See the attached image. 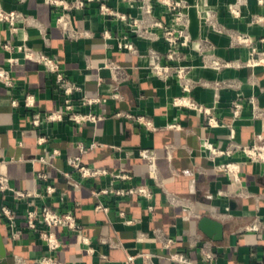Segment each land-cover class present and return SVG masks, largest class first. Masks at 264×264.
<instances>
[{
  "label": "crops",
  "instance_id": "crops-1",
  "mask_svg": "<svg viewBox=\"0 0 264 264\" xmlns=\"http://www.w3.org/2000/svg\"><path fill=\"white\" fill-rule=\"evenodd\" d=\"M66 9L56 8L46 0H3L7 8L20 9L35 19L34 26H27L22 33L14 34L5 23L0 22V65L10 67L17 81L16 89L9 90L0 83V173L6 174L11 184L22 190H35L39 185L37 174L48 173L66 198V208L72 210L83 222V233L91 239L95 252L86 250L77 235L60 230L63 235L62 247L57 257L65 264H125L129 254L149 252L154 264H204L201 261V241H211L217 251L216 264H264V163L250 161L240 153L234 156L241 162V176L246 186L242 194L233 193L234 186L225 173L215 168L209 160L201 141L204 137L215 143L227 144L229 129L208 128L203 118L193 111L181 110L174 106L171 97L181 92L177 80L170 82L169 89L164 82L151 77L148 70L149 48H155L163 56L167 51L163 39V28L152 26V18L144 9L145 3L153 6V17L165 24H171L173 16L159 0H109V4L127 13L138 21L140 28H148L153 38L138 36L132 32L129 22L117 20L100 12L99 2L67 0ZM188 5L187 29L193 41L209 40L214 45V53L221 59L244 62L248 58V48L235 43L227 32H219L217 27L247 32L255 38L264 37V0H248L242 6V16L231 13L229 5L237 0H184ZM65 11L79 30L90 34L75 40L64 37L56 24L58 15ZM41 27L46 29L49 45L44 41ZM107 29L110 38L103 33ZM26 32L28 43L36 49H44L55 56L67 74L81 87L76 94L79 98L110 95L118 92L120 99L108 98L107 102L95 106V110L111 113L116 109H127L151 116L159 129L146 132L132 121L107 117L98 123L74 125L56 122L45 129L49 141L37 142L38 130L29 122V116L16 111L10 104L12 95L21 96L24 91H32L37 97L40 111L59 110L62 107L49 77L35 61L20 59L10 65L8 57H19L20 53H10L2 47L3 42L16 44L19 36ZM136 43L138 52L129 53L118 47V40L124 35ZM184 64L193 65L191 75L196 80L216 79L237 80L244 96L257 95L264 107V67L233 66L217 72L203 67V57L196 49L183 50ZM112 58L127 68V79L115 81L108 69L104 68L105 58ZM234 88L218 90V116L226 124L234 123L238 140L260 141L264 146V121L253 120L247 106L238 120L232 117L231 101L236 97ZM217 90L213 86H197L194 96L200 102L211 104ZM87 110L88 107H83ZM178 121L181 129H171L166 125ZM97 139L100 147L83 154L89 164L105 166L110 170L125 169L135 182H147L154 191L149 209V201L137 195L121 198L116 203L108 196L98 197L99 190L110 181L109 178L94 182L67 178L61 170H69L67 155L79 154L77 143ZM174 144L172 159L167 158L165 145ZM139 148L153 149L158 154V185L151 177L148 163L138 154ZM58 149L60 154L50 155L48 162L35 160L46 150ZM128 182V181H127ZM127 182L117 181L118 186ZM99 200L109 205L107 211L97 210ZM2 198L0 196V205ZM17 224L21 237L13 240L0 212V230L3 233L11 264L16 257H22L26 264H37V259L45 251L39 238L25 227V203L17 204ZM120 211L134 219L126 223ZM208 216L223 225V238L214 240L199 226L202 217ZM258 217L261 229L251 231L248 225ZM158 231L176 238L171 248L163 247L157 238ZM111 238L120 244L111 247L98 241L99 237ZM195 249L192 247L195 245ZM177 249L183 250L190 263H181L169 258ZM136 264H142L140 260Z\"/></svg>",
  "mask_w": 264,
  "mask_h": 264
},
{
  "label": "built area",
  "instance_id": "built-area-1",
  "mask_svg": "<svg viewBox=\"0 0 264 264\" xmlns=\"http://www.w3.org/2000/svg\"><path fill=\"white\" fill-rule=\"evenodd\" d=\"M23 2L24 0H19ZM99 2L100 12L117 20H124L132 25L130 30L138 36L153 38V32L148 28H140L138 21L132 19L127 13L119 8L109 4V0H89ZM167 7L173 16L171 24H165L161 20L154 18L153 6L150 3H145L143 9L145 13L152 18L151 25L163 28V39L167 44V51L163 56L155 48H149L147 56L149 59L148 70L151 77H156L162 80L169 89L172 79H176L181 92L171 97V102L174 106L181 110L193 111L203 118L204 126L208 128L224 127L229 129V140L227 144L215 143L210 138L204 137L201 141V146L204 149L209 160L215 163V168L227 175L229 181L233 184V193L242 194L246 186L244 185L241 176V162L234 159L238 153L244 158L258 163H264V146L258 140L252 142H244L238 140L237 128L234 123L226 124L218 116V90L221 88H234L237 90L236 97L231 101L230 108L232 117L236 121L242 117L245 108L248 106L251 111L253 120L264 121V107L260 104L257 95L251 94L244 96L241 91V84L237 80L216 79L212 82L206 80H196L192 77L191 71L193 65L184 64L183 50L186 48L196 49L202 54L203 67L211 68L217 72L225 68L233 66H263L264 67V37L255 38L247 32H240L228 29L224 25L218 26L219 32L229 33L235 43L248 48V58L244 62L228 61L216 56L214 45L205 40L193 41L188 29V5L184 0H159ZM48 4L56 8L66 9L68 7L67 0H46ZM248 0H237V2L229 5L231 13L235 16H242V6L246 5ZM80 6L84 4L83 0L78 2ZM0 22L8 25L9 29L14 33H22L27 26H34L35 19L20 9L7 8L3 0H0ZM56 24L61 28L63 35L68 40H75L81 37L88 36L90 33L85 30L77 29L71 17L62 11L57 19ZM41 33L44 41L49 45L50 40L46 29L41 27ZM104 37L110 38L111 32L104 30ZM118 47L122 51L129 53H137L136 43L129 38V35H124L118 40ZM2 47L13 53H20L19 57L9 56L8 63L16 64L20 59L32 60L37 62L49 77V82L53 86L58 100L62 107L59 110L40 111L37 108V97L32 91H24L21 96L12 95L10 99L11 106L18 112L29 116V122L38 130L37 142L44 145L49 141L45 129L48 125L56 122H69L74 125L83 123H98L107 117L124 119L132 121L141 126L146 132H154L159 129L154 119L146 114L136 113L127 109H116L111 113H103L95 110V106L108 101V98L120 99L118 92H113L110 95L89 96L84 94L77 98L76 94L81 91L80 85L69 77L65 68L59 60L44 49H36L28 43V35L26 32L19 36V41L16 44L3 42ZM104 68L108 69L112 78L117 81L127 79V68L115 61L112 58H105ZM0 83L9 90L16 89L17 81L12 74L10 67L0 65ZM213 86L216 90L215 100L211 104L200 102L194 96V89L197 86ZM88 107L84 110L83 107ZM166 127L171 129H181L182 125L176 120L170 122ZM103 145L97 139L90 142L79 141L77 143L79 154L67 155L66 162L69 170H61L62 174L70 179L78 181L94 182L97 179L103 180L109 178L110 181L104 184L99 190H95V195L98 197L108 196L110 203H116L121 198L131 195H137L149 201V209H153L151 200L153 198V188L147 182H134L132 176L125 169L120 171L110 170L105 166L89 164L83 160V154L90 150L96 149ZM176 148L174 144H166L165 150L167 158L172 159L173 151ZM58 155L60 151L53 149L46 150L44 155L35 157V160L48 162L50 155ZM138 154L148 163L150 175L152 179L161 185L159 180L158 154L153 149L139 148ZM117 181L127 182L126 185L118 186ZM38 189L22 190L15 188L10 181V178L3 173H0V196L2 198L0 212L5 217L6 225L10 231V236L13 240L21 237V230L17 224V204L25 203L27 208L24 212L25 227L33 232L45 246V251L37 259V264H65L57 257V251L62 247L63 235L60 230L67 233L77 235L81 244L87 246L88 252H95L91 246V239L83 233V222L75 215V213L66 208L67 202L64 194L60 191L52 177L46 172L37 174ZM97 210L107 211L109 205L99 200L96 205ZM122 219L126 223H132L133 218L128 216L124 211H120ZM261 220L256 217L248 225L251 231H259L261 229ZM157 238L162 243L163 247L171 248L176 243V238L158 231ZM98 241L102 244L117 246L119 242L107 238L99 237ZM195 245L192 247L196 246ZM200 247L201 261L204 264H216L217 251L211 241H201L198 244ZM169 258L176 262L190 263L191 260L187 254L177 249L169 254ZM140 260L142 264H154L153 254L149 252H138L129 254L125 264H136ZM16 264H26L24 258L16 257Z\"/></svg>",
  "mask_w": 264,
  "mask_h": 264
},
{
  "label": "water",
  "instance_id": "water-1",
  "mask_svg": "<svg viewBox=\"0 0 264 264\" xmlns=\"http://www.w3.org/2000/svg\"><path fill=\"white\" fill-rule=\"evenodd\" d=\"M199 226L205 234L214 240H221L223 238V225L220 222L208 216H204L199 221ZM8 256L6 242L0 230V264H11Z\"/></svg>",
  "mask_w": 264,
  "mask_h": 264
}]
</instances>
